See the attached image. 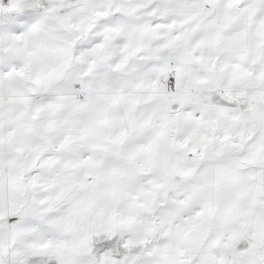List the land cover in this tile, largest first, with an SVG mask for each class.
Listing matches in <instances>:
<instances>
[{
  "label": "snow or ice",
  "instance_id": "6c2138e0",
  "mask_svg": "<svg viewBox=\"0 0 264 264\" xmlns=\"http://www.w3.org/2000/svg\"><path fill=\"white\" fill-rule=\"evenodd\" d=\"M0 264H264V0H0Z\"/></svg>",
  "mask_w": 264,
  "mask_h": 264
}]
</instances>
